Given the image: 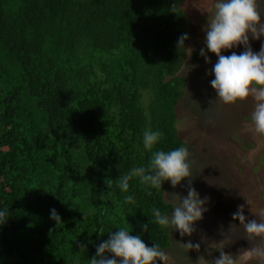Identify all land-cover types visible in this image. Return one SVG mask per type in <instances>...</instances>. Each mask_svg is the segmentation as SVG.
<instances>
[{
	"label": "trees",
	"instance_id": "trees-1",
	"mask_svg": "<svg viewBox=\"0 0 264 264\" xmlns=\"http://www.w3.org/2000/svg\"><path fill=\"white\" fill-rule=\"evenodd\" d=\"M188 1L0 0V264H90L121 227L170 245L149 223L153 208L172 209L167 181L133 179L127 193L117 181L148 164L146 129L162 133L153 151L185 147Z\"/></svg>",
	"mask_w": 264,
	"mask_h": 264
},
{
	"label": "clouds",
	"instance_id": "clouds-1",
	"mask_svg": "<svg viewBox=\"0 0 264 264\" xmlns=\"http://www.w3.org/2000/svg\"><path fill=\"white\" fill-rule=\"evenodd\" d=\"M192 4L201 14L207 16V23L203 29L206 33V50L218 58L212 68L215 78L211 80V87L217 93L216 101L232 105L250 98L254 102L250 130L264 136V43L261 44L259 52H254L250 44V37L252 40L264 37V21L258 0H192ZM188 39V34L181 35L177 48H185V41ZM241 45L244 51L240 54L236 52H232L231 55L222 54L225 50ZM200 55L204 57L206 63H211L205 49L200 50ZM161 137L162 133L159 131L146 129L143 132V147L151 153V158L146 166L133 167L121 175L117 186L121 192L127 193L130 181L138 179L148 188L160 190L166 181H170L172 187L176 188L181 181L188 179L186 197H181L177 193L170 194L173 200H179L171 215L162 214L159 208H153L152 220L149 223H155L162 229L178 230L181 238L185 235L190 237L196 231L195 222L201 220L203 214L209 210L205 207L208 197L201 199L192 187V161L187 147L153 151ZM106 183L110 188L113 181L108 179ZM125 199L128 203H135V198L131 195ZM8 216L6 211H0V225L6 223ZM50 218L57 224L62 223L55 209L51 210ZM232 219L238 220L239 226L232 224L230 234L235 228H242L243 238L250 242L251 248L241 251L238 256H233L226 253L224 247L211 244L209 247L218 251L219 256L213 260H206L204 256H200L197 264H246L252 260L264 264V215L259 219L247 220L243 214V205H240ZM143 228L147 231L148 225H143ZM223 241L215 244L219 245ZM179 245L185 253L192 250L200 251V243L193 244L189 241ZM105 253H110L111 258ZM211 254V251H208V255ZM158 261L163 264H168L169 261L168 253L162 250L160 245L154 244L149 247L139 235H130L126 227H121L115 232H110L109 239L98 245L96 255L90 259V264H157Z\"/></svg>",
	"mask_w": 264,
	"mask_h": 264
},
{
	"label": "rangeland",
	"instance_id": "rangeland-1",
	"mask_svg": "<svg viewBox=\"0 0 264 264\" xmlns=\"http://www.w3.org/2000/svg\"><path fill=\"white\" fill-rule=\"evenodd\" d=\"M258 4L264 21V3L258 0ZM184 10L191 36L179 71V74L186 77V91L178 105L176 128L191 154L192 187L201 199L208 197L205 207L209 210L201 220L195 222L196 231L190 237L185 235L181 238L178 230L169 228L170 245L163 249L169 255L168 264H197L200 256L213 260L219 256V252L211 249V244L222 246L226 253L238 256L241 251L251 248L250 242L243 238L242 228H235L231 234L229 232L232 224L239 226V221L232 219L238 206L243 205V214L247 220L259 219L264 215V136L250 130L254 102L250 98L232 105L216 101L217 93L211 87V80L215 78L212 68L218 58L206 50V33L203 29L207 16L193 6L192 0L184 5ZM262 43L264 37L260 40H252L250 37L254 52H259ZM202 48L211 63H206L200 55ZM192 51L197 52L195 59L190 57ZM243 51L241 45L225 50L222 54H240ZM172 193L186 197L188 179L181 181L176 188L167 181L165 198L172 205L168 215L179 203V200L170 197ZM189 241L200 243V251L185 253L179 243ZM221 241V244H215ZM208 251L212 254L208 255ZM157 264L163 262L158 261ZM246 264L258 262L252 260Z\"/></svg>",
	"mask_w": 264,
	"mask_h": 264
}]
</instances>
